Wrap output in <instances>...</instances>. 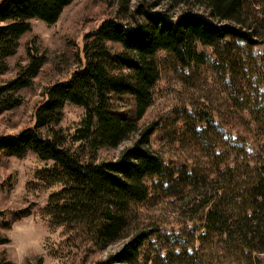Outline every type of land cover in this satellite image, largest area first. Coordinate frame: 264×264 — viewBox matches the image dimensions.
Here are the masks:
<instances>
[{
    "label": "trees",
    "instance_id": "1",
    "mask_svg": "<svg viewBox=\"0 0 264 264\" xmlns=\"http://www.w3.org/2000/svg\"><path fill=\"white\" fill-rule=\"evenodd\" d=\"M73 1L0 2V76L31 21L54 25ZM109 2L115 16L85 36L81 67L46 89L32 127L0 134V155L53 163L37 173L45 186H60L44 210L51 224L80 231L98 252L119 245L94 264H264V0ZM162 52L183 69L209 67L245 122L237 134L195 110L187 133L207 162L194 159L177 178L151 147L159 123L139 125L154 102ZM28 56L29 64L0 85V114L22 104L21 91L46 63L37 47ZM113 95L134 100V118L117 114ZM67 104L84 109L72 136L61 127ZM133 137L117 158L98 159L100 150ZM149 180L166 197L188 198L180 232L143 217L153 200ZM8 241L1 237L0 245Z\"/></svg>",
    "mask_w": 264,
    "mask_h": 264
},
{
    "label": "rangeland",
    "instance_id": "2",
    "mask_svg": "<svg viewBox=\"0 0 264 264\" xmlns=\"http://www.w3.org/2000/svg\"><path fill=\"white\" fill-rule=\"evenodd\" d=\"M111 5L109 0H74L54 25L31 21V31L20 39L17 54L8 59V70L0 76V85L15 78L20 67L29 64V48L37 47L45 55L46 63L31 87L21 91L22 104L0 114V134H17L34 125L35 111L44 101L46 89L66 82L81 67L84 38L115 16L116 7ZM204 51L210 53L211 50L204 48ZM159 59L162 73L154 90V102L139 125L159 123L151 137V147L177 178L180 172L191 167L194 159L200 158L203 164L207 162L187 133L195 110L208 112L215 123L237 134L245 133V122L222 92L218 77L209 67L183 69L171 54L164 52L159 54ZM111 101L119 116L134 118L135 104L130 96L113 95ZM83 117L82 107L67 104L61 127L72 136ZM134 139L115 150H100L98 159L117 158ZM52 166V162L41 161L34 154L22 159L0 155V238L9 240L0 245V264H38L39 258L42 264H94L118 250L119 245H114L103 252L95 251L80 231L51 224L44 210L50 196L60 186H45L37 179V173ZM149 185L153 188V200L144 207L143 217L159 224L167 233L180 232L185 221L182 206L188 198L166 197L153 186L152 180ZM19 212L22 215L17 218ZM261 258L264 260V256Z\"/></svg>",
    "mask_w": 264,
    "mask_h": 264
}]
</instances>
